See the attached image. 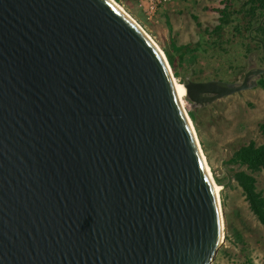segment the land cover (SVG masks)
I'll return each mask as SVG.
<instances>
[{
	"label": "water",
	"instance_id": "95a60500",
	"mask_svg": "<svg viewBox=\"0 0 264 264\" xmlns=\"http://www.w3.org/2000/svg\"><path fill=\"white\" fill-rule=\"evenodd\" d=\"M263 73L183 85L207 104ZM174 77L113 0H0V264H211L223 212Z\"/></svg>",
	"mask_w": 264,
	"mask_h": 264
},
{
	"label": "rangeland",
	"instance_id": "374dc122",
	"mask_svg": "<svg viewBox=\"0 0 264 264\" xmlns=\"http://www.w3.org/2000/svg\"><path fill=\"white\" fill-rule=\"evenodd\" d=\"M244 1L170 0L152 4L150 0H115L166 56V52L173 54L175 66L171 68L179 83L209 79L240 82L247 70L264 68L260 38L252 31L249 36L243 27L249 17H244V11L238 12ZM226 3L235 10L233 22L219 36L212 29L219 23L218 9ZM175 45L189 46L183 58ZM181 96L209 173L218 187L223 212V240L211 264H264V225L251 210L234 176L238 170L250 172L256 177L258 191L264 195V168L252 171L228 163L242 145L252 140L264 143V89L257 85L207 104Z\"/></svg>",
	"mask_w": 264,
	"mask_h": 264
},
{
	"label": "trees",
	"instance_id": "16d2710c",
	"mask_svg": "<svg viewBox=\"0 0 264 264\" xmlns=\"http://www.w3.org/2000/svg\"><path fill=\"white\" fill-rule=\"evenodd\" d=\"M229 1H227L228 3ZM223 8H219L220 12L219 23L216 24L212 32L217 33L219 36L233 22V14L235 10L229 8L227 4ZM246 8H248L246 10ZM244 11V17H249L248 24L244 25V29L253 32V35L260 38L264 43V0H245L243 7L238 12ZM257 22L256 24H254ZM240 26V25H238ZM237 27V26H236ZM250 36V34H249ZM262 46L261 42H259ZM177 50H180L181 58L188 45L176 46ZM167 58L171 66H175V59L172 53L166 52ZM264 56V55H263ZM258 85L264 89V76L258 79ZM193 116V114H191ZM228 163L239 164L246 166V168L257 171L264 168V143L257 144L254 140L242 145L235 150L232 157L228 160ZM235 179L242 187L246 198L249 202L251 210L258 217L260 222L264 225V195L258 191L256 184V177L246 170H238L234 173Z\"/></svg>",
	"mask_w": 264,
	"mask_h": 264
},
{
	"label": "bare ground",
	"instance_id": "6f19581e",
	"mask_svg": "<svg viewBox=\"0 0 264 264\" xmlns=\"http://www.w3.org/2000/svg\"><path fill=\"white\" fill-rule=\"evenodd\" d=\"M113 1H115V0H113ZM120 8H122L117 2H115ZM123 9V8H122ZM124 10V9H123ZM126 13H127V11L126 10H124ZM128 15H130L129 13H127ZM131 16V15H130ZM132 17V16H131ZM133 18V17H132ZM134 19V18H133ZM135 20V19H134ZM136 21V20H135ZM137 22V21H136ZM154 41V40H153ZM174 79H175V84H176V90H177V93H178V96L181 98L182 96V94H184L185 96H186V88H185V86L183 85V83H179L177 80H176V78L174 77ZM181 100H182V98H181ZM182 102H183V100H182ZM197 138H198V136H197ZM200 143V142H199ZM215 186H216V190H217V193H218V187H217V185L215 184Z\"/></svg>",
	"mask_w": 264,
	"mask_h": 264
},
{
	"label": "built area",
	"instance_id": "2783aa9c",
	"mask_svg": "<svg viewBox=\"0 0 264 264\" xmlns=\"http://www.w3.org/2000/svg\"><path fill=\"white\" fill-rule=\"evenodd\" d=\"M152 4H162L170 0H150Z\"/></svg>",
	"mask_w": 264,
	"mask_h": 264
}]
</instances>
